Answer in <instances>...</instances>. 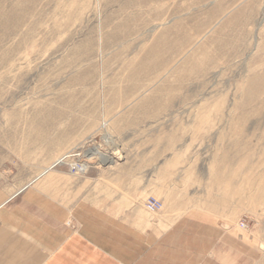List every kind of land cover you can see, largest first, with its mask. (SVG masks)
<instances>
[{
    "label": "rangeland",
    "instance_id": "rangeland-1",
    "mask_svg": "<svg viewBox=\"0 0 264 264\" xmlns=\"http://www.w3.org/2000/svg\"><path fill=\"white\" fill-rule=\"evenodd\" d=\"M48 146L83 199L201 209L264 247V0H0L1 179ZM90 148L111 164L74 176Z\"/></svg>",
    "mask_w": 264,
    "mask_h": 264
},
{
    "label": "crops",
    "instance_id": "crops-1",
    "mask_svg": "<svg viewBox=\"0 0 264 264\" xmlns=\"http://www.w3.org/2000/svg\"><path fill=\"white\" fill-rule=\"evenodd\" d=\"M49 150L44 170L29 168L11 185L0 177V264H264L262 237L235 219L163 204L149 213L145 200L123 194L83 199L66 168L50 169L63 156L50 164ZM62 187L71 201L56 194Z\"/></svg>",
    "mask_w": 264,
    "mask_h": 264
},
{
    "label": "bare ground",
    "instance_id": "bare-ground-1",
    "mask_svg": "<svg viewBox=\"0 0 264 264\" xmlns=\"http://www.w3.org/2000/svg\"><path fill=\"white\" fill-rule=\"evenodd\" d=\"M106 135V134H105ZM111 137L109 136V135H107L106 137H105V140L106 141H104V142H108V143H111V139H110ZM113 144V143H112ZM95 147V146H94ZM85 155L86 156H88L87 158L88 159H86V160H84V159H81V162H79V161H77L75 164H74V170L75 171H78V169L77 168H75L76 167V165H80V168H82V170H84V168H87V161H92L93 159H100L101 160V162L102 163H107V164H109L108 162V159H110L111 157H109V156H106V155H104L103 153H101V151L98 149V148H90V149H88V150H86L85 151ZM77 157V156H80L79 154H77V155H74V157ZM69 157V155L68 154H65V155H63V157H61L60 159H58V161L50 168V169H53L54 167H56L57 165H60V164H63L65 161V159L66 158H68ZM95 157V158H94ZM90 162H89V164H90ZM70 164V163H69ZM64 165V164H63ZM62 165V166H63ZM106 165V164H105ZM82 173V172H81ZM80 173V174H81ZM144 209H145V207H144ZM146 210V209H145ZM147 211V210H146ZM148 212V211H147ZM150 213V212H149Z\"/></svg>",
    "mask_w": 264,
    "mask_h": 264
},
{
    "label": "built area",
    "instance_id": "built-area-1",
    "mask_svg": "<svg viewBox=\"0 0 264 264\" xmlns=\"http://www.w3.org/2000/svg\"><path fill=\"white\" fill-rule=\"evenodd\" d=\"M79 157V156H77ZM78 169V171L76 172H72V174L74 176H78L81 172L85 173L86 169L84 168V170H82V168H80V165H76V167ZM74 170V169H73ZM144 207L145 209L150 212V213H156L158 211H160L162 209V203L160 200H157L155 198H150L148 200H146L144 202ZM239 227L241 228H245L244 224L243 223H239Z\"/></svg>",
    "mask_w": 264,
    "mask_h": 264
}]
</instances>
